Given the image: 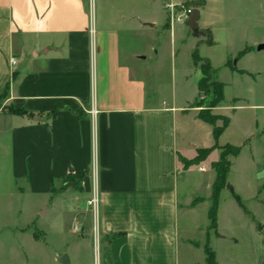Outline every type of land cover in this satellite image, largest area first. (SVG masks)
<instances>
[{
	"label": "crops",
	"instance_id": "obj_1",
	"mask_svg": "<svg viewBox=\"0 0 264 264\" xmlns=\"http://www.w3.org/2000/svg\"><path fill=\"white\" fill-rule=\"evenodd\" d=\"M106 1L100 0L93 14L90 0H0V101L6 95L0 109V139L10 136L13 180L26 181L28 191L47 200L43 216L50 210L67 216L59 233L71 234L76 245L85 240L86 224L92 219L96 264H206L207 243L210 246L212 236L227 241L221 238L222 222L232 219L260 244L263 101H256L254 91L249 96L235 93L225 106L215 108L230 124L236 112L256 113L241 147L250 156L245 158L247 167L238 169L235 182H227L229 188L221 191L218 228L210 231L208 212L216 179L212 164L218 161L189 169L181 163L195 159L198 150L215 146L213 128L199 119L203 108L194 107L201 70L193 64L197 77L192 101L177 106L158 97V53L147 48L146 41L157 22L144 17L135 3L125 8ZM204 3L199 26L210 32L215 46L214 32L202 21L208 0ZM163 27L168 28L166 22ZM262 45L264 39L257 41L256 46ZM254 53V47L240 52L237 67L223 63L222 69L235 76L233 83L243 78L253 83L255 71L239 66L250 64ZM247 98L253 103L245 106ZM8 106L31 116L11 115L3 109ZM217 151L220 160L221 150L210 156ZM242 151L232 158L230 170L243 157ZM94 197L96 210L89 205ZM223 199L229 201L228 215L221 209ZM247 202L252 203L251 210ZM39 231L41 236L33 239L47 246L46 231ZM240 240L231 241L238 246ZM262 245L251 264H260ZM214 253L216 264H233L221 261L217 250ZM65 254L55 250L54 264H61ZM76 259L73 263L69 257L70 264H79L78 254Z\"/></svg>",
	"mask_w": 264,
	"mask_h": 264
},
{
	"label": "rangeland",
	"instance_id": "obj_2",
	"mask_svg": "<svg viewBox=\"0 0 264 264\" xmlns=\"http://www.w3.org/2000/svg\"><path fill=\"white\" fill-rule=\"evenodd\" d=\"M181 1L187 2L177 4ZM194 1L107 0L106 2L119 4L125 8H130L135 3L136 8L144 17L154 19L157 22V27L146 41L147 48L153 49L154 47L158 53L156 59L158 79L155 86L158 97L166 98L171 103L174 101L177 106L192 101L197 77L193 71V64L198 70H201L204 61H209L214 68L219 69L218 72L212 67L215 71L212 80L221 81L226 85L224 101H230L235 93H243L249 96L250 91H254L256 101L258 103L263 101L264 103V50L259 52L260 46H256L257 41L264 39V0H208V8L203 12L202 21L214 32L213 38L218 42L215 46H213L212 37L208 34L209 31L200 28V26L202 27L201 23L198 36L193 34L187 23L176 25L173 37L169 27H163L165 22L168 26L169 19L166 5L174 4L177 7L178 16H181L185 10H201L204 7L202 5L197 7L193 3ZM99 3L100 0H90V8L93 14L98 12L96 9L100 7ZM209 41L212 42V45H209ZM248 47L255 49L254 60L250 64L243 62L239 68L249 67L253 69L255 82L249 84L246 83L247 79L243 78L242 82L235 84L233 83L235 76L222 69L223 63L228 61L229 68L237 67L239 53ZM195 50H198L200 60L197 64L193 61ZM212 100V94H199L194 107L208 109ZM246 101L245 106L249 105L247 103H253V100L249 102L248 98ZM230 105L232 103H226V106ZM222 106H225L224 102L217 108ZM3 109L9 110L10 106ZM212 113L221 117L225 116L223 111H215V109L212 110ZM255 113L249 109L234 113L233 121L219 138V146L231 144L242 147L246 139L245 135L252 131L254 126ZM228 114L231 117L232 113ZM217 125L222 126V121H218ZM214 144H216L215 140ZM242 152L243 157L227 176L228 183L235 182L238 169L247 167L245 158L250 156L245 148ZM219 155V151L211 155L203 164L204 167H208V164L213 161H219ZM229 160L231 161L232 157ZM12 171V149L10 136L7 134L0 139V264H54L55 250L59 249L65 251V255H68L73 263H77L78 254L79 264H96L97 242L94 240L92 219L87 221L83 234L85 240L82 242L80 240V244L76 245V238L71 234L63 233L60 235L59 233V225L65 222L67 216L63 213L56 214L52 210L47 216H43L45 208L49 207L47 200L41 195L28 191L29 186L26 181L13 180ZM58 186L59 184L56 183L55 187L58 188ZM228 186L229 184L227 188ZM22 189H25V193ZM200 193L202 197L206 195L205 191V194ZM229 206V201L223 199L221 206L223 214L228 215V212L231 211ZM252 206V203L246 204L249 210ZM221 229V238L227 237V241L216 239L214 236L210 238V247L214 251H218L221 261L233 264L254 263L255 252L256 250L261 252L264 240H262V244H259V241L257 243L245 231L244 227L234 219L223 221ZM39 230L46 231L47 246L33 239H38L41 236ZM233 237L241 239L238 246L232 243ZM258 263H264V255L259 256Z\"/></svg>",
	"mask_w": 264,
	"mask_h": 264
},
{
	"label": "trees",
	"instance_id": "obj_3",
	"mask_svg": "<svg viewBox=\"0 0 264 264\" xmlns=\"http://www.w3.org/2000/svg\"><path fill=\"white\" fill-rule=\"evenodd\" d=\"M193 3L197 7L199 5L204 6V0H195ZM208 34L209 36H211L210 32H208ZM209 45H212L211 41H209ZM193 61L195 64L200 62L198 57V50H195L193 54ZM214 72L215 71H213L210 62L204 61V64L201 66L202 79L198 84V89L200 95L202 93H205L209 95L212 94L213 96L210 108L201 110L199 113V119L213 128V136L214 140L216 141V144L210 149L198 150L197 157L191 161L181 159V163L184 168L189 169L191 167L198 166L204 161H206L214 150H221L222 152L220 160L212 164V169L216 174V179L214 182L211 198L212 205L208 212V219L210 221V231H217L218 228L217 213L219 208L220 194L221 191L227 187V176L231 168V161L229 160V158L238 157L242 151L241 147H236L232 145H225L223 147H220L218 144L219 138L221 137L223 132L229 127L230 120L228 118L221 117L212 113L213 109L217 108L220 104L224 102L225 90L224 84L212 80V75L214 74ZM5 98L6 95L3 96V99L0 101V106L2 105V102L5 100ZM6 112L16 116H31L28 111L23 109H15L11 106L9 110L6 109ZM218 121H222V126L217 125ZM235 199L238 206L244 210L245 214L249 215L245 207L243 206L241 199L239 197H235ZM257 229L259 232H262L264 230V227L260 224H257ZM205 254L206 264H216V255L208 243L205 247Z\"/></svg>",
	"mask_w": 264,
	"mask_h": 264
},
{
	"label": "built area",
	"instance_id": "obj_4",
	"mask_svg": "<svg viewBox=\"0 0 264 264\" xmlns=\"http://www.w3.org/2000/svg\"><path fill=\"white\" fill-rule=\"evenodd\" d=\"M166 10L168 12L169 15V19H168V27L171 30V32L174 31L175 26L178 24H185L188 22V20L190 19V17L192 16V12L193 10H185L182 12L181 16H178V12H177V7L174 4H168L166 5ZM16 65V61L13 60L11 61V66H15ZM96 111L93 110L92 114L96 115ZM90 207H92L94 210H96L97 206H98V198L94 197L90 202H89Z\"/></svg>",
	"mask_w": 264,
	"mask_h": 264
},
{
	"label": "water",
	"instance_id": "obj_5",
	"mask_svg": "<svg viewBox=\"0 0 264 264\" xmlns=\"http://www.w3.org/2000/svg\"><path fill=\"white\" fill-rule=\"evenodd\" d=\"M201 19V12L198 9L193 10L192 16L187 22L188 27L190 30L193 32L194 35L198 36L199 35V21ZM264 45L259 47V50H263ZM229 188V186H228ZM262 237L264 240V230L262 231ZM61 264H70L68 256H63L62 259L60 260Z\"/></svg>",
	"mask_w": 264,
	"mask_h": 264
}]
</instances>
